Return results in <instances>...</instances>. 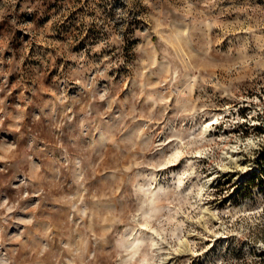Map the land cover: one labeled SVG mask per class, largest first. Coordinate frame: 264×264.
<instances>
[{
    "label": "rangeland",
    "instance_id": "1",
    "mask_svg": "<svg viewBox=\"0 0 264 264\" xmlns=\"http://www.w3.org/2000/svg\"><path fill=\"white\" fill-rule=\"evenodd\" d=\"M257 253L264 0H0V264Z\"/></svg>",
    "mask_w": 264,
    "mask_h": 264
},
{
    "label": "trees",
    "instance_id": "2",
    "mask_svg": "<svg viewBox=\"0 0 264 264\" xmlns=\"http://www.w3.org/2000/svg\"><path fill=\"white\" fill-rule=\"evenodd\" d=\"M257 255L264 257V253H261V254L257 253ZM261 264H263V261L261 262Z\"/></svg>",
    "mask_w": 264,
    "mask_h": 264
},
{
    "label": "bare ground",
    "instance_id": "3",
    "mask_svg": "<svg viewBox=\"0 0 264 264\" xmlns=\"http://www.w3.org/2000/svg\"><path fill=\"white\" fill-rule=\"evenodd\" d=\"M206 128H207V126H206Z\"/></svg>",
    "mask_w": 264,
    "mask_h": 264
}]
</instances>
